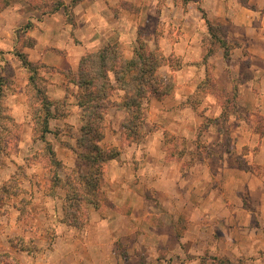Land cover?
I'll use <instances>...</instances> for the list:
<instances>
[{
    "label": "rangeland",
    "instance_id": "obj_1",
    "mask_svg": "<svg viewBox=\"0 0 264 264\" xmlns=\"http://www.w3.org/2000/svg\"><path fill=\"white\" fill-rule=\"evenodd\" d=\"M22 1L0 0V9L25 3L28 8L44 13L60 10L63 19L60 22L62 34L70 27L73 30L77 25L74 7L82 0L72 6L71 0L68 3L64 0ZM222 2L223 0L169 1L168 11L166 10L169 12L168 17L162 22L163 25L157 26V31L162 29V35H172L176 30L173 39L182 31L176 29L171 21L175 19L176 6L186 11L188 6L191 8L195 4L203 5L219 18L214 21L208 19L214 26V36L208 31L205 14L197 21L192 17L182 18L187 22L190 19L196 21L194 25L201 34V47L196 51L190 50L194 55L198 53L199 57L189 65L183 63L181 56L173 55L169 47L164 54L157 43L153 45V42L147 41V26H153L156 16L137 17L135 27H130L120 37L106 44L116 45L125 58L133 56L140 42H145L147 49L155 50L158 47L166 61L157 69V73L164 81L171 77L173 86L167 95L160 98L148 95L143 100L142 114L139 119L134 120L140 124L137 127L138 133L134 135V130L131 132L124 128L127 114L119 108L125 92L115 83L110 73V103L104 117L103 136L98 144L117 154L102 166L103 173L94 191L99 203L97 206L93 201L76 200V195L69 192L67 187V184L82 186L79 175L89 174L94 168L80 157L86 150L85 144L93 140L85 136L86 128L83 129V126L87 127L85 124L91 117L92 107L83 98L84 91L76 83L69 81L71 79L65 73H74L78 66L74 70H63L47 65L42 67L44 63L40 60H30L25 47H33L36 43V37L30 33L35 21L25 19L26 15L17 19L23 22L13 24L15 41L12 47L0 49V85L3 94L0 98V108L3 110L0 112L13 119L7 110V106L13 102L7 103L6 99L10 93L20 92L22 98L20 96L18 101L24 98L25 122L16 123L15 126L14 119L0 122V222L7 221L9 240V248L0 250V264H102L93 254L95 251L99 255L104 254L106 263L103 264H116V260H120L119 264L145 262L144 256L130 258L128 255L127 246H131L136 240L135 235L129 233L125 239L117 236L113 241L110 239L117 232H113L110 220L121 216L118 211L122 210L127 214L131 211L129 202L136 197L134 195L137 192L134 189L126 194L122 193L125 191L112 192L110 185L114 180L107 176L106 170L108 165L117 161L122 150L103 144L101 140H123L130 143L129 147L134 146L136 153L133 161L134 167L138 169V180L143 179L147 173L144 167L150 164L149 159L143 158L144 140H161L154 152L165 154L169 161L181 163V168L194 162L199 164V168H209L200 173V191L191 186L190 189L184 187L166 193L164 191L171 188L166 179L160 178L158 188L145 194L149 195L154 204L152 214L147 216L150 222L156 226L167 224L163 234L175 232L180 237L179 243H160L157 249L149 252V264H264V157H261L264 149V101L261 107L257 105L256 99V93L264 96V64L259 59L260 54L264 55V0H236L246 10V20L251 21V25L242 34L239 32L242 31L241 28L235 30L231 26L233 39L228 36L227 26L221 23L226 21L225 18L217 14L223 7ZM122 5L136 13L140 10V7L134 8L128 0L123 1ZM113 17L115 24H122L116 11ZM38 18L41 20L42 17ZM123 20L127 26L128 21ZM95 23H100V20L95 19ZM257 26L262 28L257 31ZM134 29L135 41L131 38ZM237 33L240 35L237 36ZM159 34L157 32L155 35V42H158ZM166 45H169L168 41ZM237 45H241L242 56H246L241 61L234 57L235 52H238L235 49ZM62 46L63 43L57 41L53 49L63 53ZM19 53L26 54L29 61L39 66L36 84L44 88L47 96L55 102L51 108L55 117L49 119L50 132L45 134V140L50 143L56 162L50 161L44 140L38 138L34 130L33 112L41 105L37 92L28 83L30 72L23 65ZM221 62L223 66L227 63L230 67L218 70ZM193 63L198 69L191 66ZM252 63L253 67L250 68ZM255 66L261 69L256 71ZM177 73L182 76L181 82L186 78L187 83L196 84L194 92L187 99L192 110L184 111L180 118L175 111L159 112L157 118L150 121L145 111L149 105L147 102L150 98L164 99L172 96L179 81ZM51 78L54 80L51 81ZM57 88L62 91L57 92ZM208 108L210 111L207 113ZM188 117V131H179L176 124ZM210 125H215L221 136L217 135L216 130L211 131ZM183 157L184 161L181 160ZM124 162L120 160L118 163ZM157 164L160 162H151V165ZM193 179L196 180L190 173L182 176V180L188 183ZM2 186L7 187L6 192H3ZM121 188L123 190L125 187ZM135 189L138 191L137 187ZM92 193L84 195V198H95ZM119 198L120 201L116 202L120 210L115 211L111 207L114 205H111V200ZM166 201L184 205L178 208L167 207ZM193 201L198 202L192 203ZM207 202L213 203V208H208ZM258 203L260 207L257 206ZM144 208L145 205L141 206L139 211ZM169 216H176L174 221H170V225L169 221L163 220ZM139 227V231L147 228L145 224ZM256 227H261L263 232ZM151 231L154 244L159 240L156 239L155 232L160 230ZM145 233L150 235L148 228ZM175 248L180 251L176 252ZM55 249L63 251L52 256L51 252ZM208 249L213 253L208 254ZM169 251H173L177 257H167Z\"/></svg>",
    "mask_w": 264,
    "mask_h": 264
},
{
    "label": "crops",
    "instance_id": "obj_2",
    "mask_svg": "<svg viewBox=\"0 0 264 264\" xmlns=\"http://www.w3.org/2000/svg\"><path fill=\"white\" fill-rule=\"evenodd\" d=\"M27 0H23L25 2ZM65 3H68L70 0H64ZM126 0H82L77 3L74 7V11L77 14V25L72 30V28H68L65 31V34L60 32V22L62 19V13L60 10L55 11L54 13H44L38 9H30L25 6V3L15 4L14 6H7L4 9H0V49H10L14 43L13 37V24H20L23 20L18 21L17 19H22L24 15H26L25 19H32L35 21V25H33V29L30 32L34 37H36V43L33 47H25V52L28 54L30 60H40L47 66H53L60 69H76L78 66V62L80 57L88 51L97 50L109 42H112L113 39L120 37L123 33H125L130 27H135V20L137 17L143 16L145 17H153L156 16L157 19L155 20L153 26L148 27L147 30L149 34L147 35V41L149 43L153 42V45H158L161 51L166 54V48L169 47V51L173 55L181 56L183 58V63L189 65L191 61L194 59H198L199 54L194 53L190 50L196 51L198 50L201 45V34L197 29V26L194 24L198 20V18H203L205 14V18L208 20L214 21L219 20L218 17H215V12H210L207 8L203 5L195 4L186 11H183L182 8L180 9L178 6L175 7V19L171 20L173 25L176 26V29H182L179 35L173 39V35H175L176 30L172 35H162V29L157 31V26L162 24V22L168 17V5L170 0H128L133 5L134 8L140 7L138 13L134 12L133 10L127 9L122 5V2ZM223 7L219 9L217 14L221 17L225 18V22H221L227 26L229 30V38L233 39L232 31H230L231 26L235 27V30L241 28V32H245L247 28L251 25V21H247V12L243 9V6L239 5L236 0H223ZM167 4V5H166ZM225 4V5H224ZM178 7V8H177ZM114 11H116L118 17L121 19V22L115 24ZM172 15V13L170 12ZM36 16V18H32L31 16ZM38 17H42L41 20ZM185 17H192L195 18L196 21H192L190 19L188 22L183 21L182 18ZM99 19L100 23H95V19ZM128 21V25L124 24V20ZM16 20V22H15ZM119 25V26H117ZM121 25V26H120ZM163 25V24H162ZM173 28V26H172ZM262 26H257V31L260 30ZM159 32V40L155 42V35ZM136 30L134 29L133 34L131 36L132 40L135 41ZM237 36L240 33L236 34ZM77 38V41H75ZM152 38V39H151ZM57 41L62 42V50L63 53L57 52L53 49L56 47ZM169 42V45H166V42ZM235 49L238 52H235L234 57H238L240 61L245 59L246 56H242V47L241 45H237ZM132 53V51L130 52ZM194 55V56H193ZM238 55V56H237ZM193 56V57H191ZM262 57V58H260ZM258 58V57H257ZM190 59V60H189ZM260 63L264 64V55L260 54L259 56ZM191 66L195 69H198L195 63L191 64ZM230 67L226 64L222 65V62L218 65L217 69H227ZM253 67L252 66L250 68ZM256 71L260 70L258 66H255ZM20 70V69H19ZM18 71V70H17ZM20 72V71H18ZM180 72V71H179ZM178 72V73H179ZM177 73V77L179 79L178 85L175 87L174 94L170 97H166L164 99H157V98H150L149 104L147 109H145L147 115L149 116V120L153 119L154 117L157 118V113H168L171 110V113L175 111L176 114L182 116L183 112L186 110H192L191 103L187 100L189 94H192L195 90L196 84L192 85L191 83H187L186 78L185 81L180 80L181 75ZM57 80V78H55ZM54 79L51 78V81ZM58 81V80H57ZM186 82V84H184ZM59 87V86H58ZM57 92L62 91L60 88L56 89ZM52 91V90H51ZM49 91V93H52ZM22 98V93L15 92L10 93L7 96V103L8 101L13 102V104H9L7 106V110L10 111L12 114L13 119L17 123L25 122V117L23 115L24 111V98L21 102L18 101L19 98ZM257 105L263 106L264 96L261 93H256ZM215 102V100H214ZM214 104V103H213ZM213 106V105H212ZM210 106V107H212ZM176 108V109H175ZM208 111L210 109L208 108ZM212 115V113H209ZM190 117L184 118L182 121H179L176 124V128L182 130L183 132L188 131V127L186 128L187 123H189ZM243 121V119H240ZM226 122V121H224ZM183 126H180L182 125ZM194 127L195 124H194ZM209 129L216 130L217 135L221 136L220 131L216 128L215 125H210ZM179 130V131H180ZM103 144H108L109 146H115L117 149L122 150L119 157L116 159L113 164L108 165L107 167V176L112 177L114 183L110 185L113 188L112 192H122L123 194L133 192H137L139 196L137 197V193L134 195L136 196L134 199L131 198L129 202V206H131V211L127 214L126 212L118 211L119 205L117 204L116 200L119 202V199L111 200V207L118 211L119 217L113 218L110 220L113 232H116V235L112 234V238L110 237L111 241L117 238L125 239L126 235L133 234L136 236V240L132 243L131 246H127L128 255L130 258L132 257H142L145 259L143 264L148 263V253L152 252L153 249H157L160 243H168V245L173 244V242H180V237L176 235L175 232L172 234L166 233L163 234V230L166 228L167 224H161L159 226L153 225L150 220L147 218L148 215L152 214L153 208L152 201L149 199V195H145L146 193H152L155 189L158 188L159 180L166 179L167 185L171 188H167L166 193H170L174 190H181L184 187L190 189L191 186H195V188L201 187L199 184L200 173L202 171L209 170L208 167L206 168H199L198 163H192L191 165L181 168V163H177V161L172 162L169 161L165 154L157 153L155 151V147L158 143H161V140H144L143 142V158H147L150 161L148 166L144 168L147 169V173L145 176L140 178L139 180L136 177V173H138V169L134 167V155L136 152L134 146L129 147L130 143L123 140H101ZM125 142H127V146H125ZM126 147V149H125ZM154 147V148H153ZM56 150V148H55ZM264 149L262 151L261 157H264ZM153 153V154H152ZM186 156V155H185ZM185 157L181 158L184 161ZM65 160V159H64ZM120 160L125 161L123 164H119ZM179 160V159H178ZM160 162L158 165H151V162ZM74 164H72L73 166ZM110 166V167H109ZM163 170V171H162ZM190 173L193 178L195 176L196 180H191L190 183L182 180L183 174ZM209 173V172H208ZM211 174V171H210ZM134 180H131V179ZM135 182V184H134ZM185 185H190L185 186ZM121 186L125 187L123 190ZM138 188L136 191L135 188ZM200 191V188L197 189ZM127 191V192H126ZM141 194V195H140ZM139 198V199H138ZM150 202V204H148ZM198 201H193L195 203ZM155 203V201H154ZM190 204V203H187ZM207 207L210 208L213 206V203L207 202ZM145 205L143 211H139L141 206ZM163 205V204H162ZM165 205L167 207H174L178 208L180 205H184V203L180 202H171L166 201ZM258 207L261 205L258 203ZM213 208V207H212ZM152 209V210H151ZM176 211V210H175ZM176 216H169V218H164V221H169V225L172 224L170 221H174ZM145 224L148 228L150 235L146 234V229L143 228V231H139V225ZM7 221L0 222V250L8 249L9 247V240L7 236ZM11 227V226H10ZM9 227V228H10ZM160 230L159 232H155L156 239H159L156 243H152L153 236L151 230ZM256 229L263 232L261 227H256ZM171 247V246H170ZM63 250L55 249L51 252L52 256L59 254ZM176 252H179L180 249L175 248ZM213 253L208 249V254ZM97 261H101V263H106L104 254H97V251L93 253ZM167 257L176 256L173 254V251L167 252ZM177 257V256H176ZM117 263H120V260H116ZM149 264V263H148Z\"/></svg>",
    "mask_w": 264,
    "mask_h": 264
},
{
    "label": "trees",
    "instance_id": "obj_3",
    "mask_svg": "<svg viewBox=\"0 0 264 264\" xmlns=\"http://www.w3.org/2000/svg\"><path fill=\"white\" fill-rule=\"evenodd\" d=\"M77 2L78 0H71L70 6L75 5ZM64 7L66 8L67 6ZM205 21L209 33L214 36V26L207 19ZM18 55L23 65L30 72L28 83L33 86L40 100V108L36 112H33L34 130L37 137L44 140L45 151L50 161L56 162L54 151L50 143L45 140V134L50 132L49 119L55 117L51 112V108L55 102L47 96L44 88L36 84L39 66L29 61L26 54L19 53ZM165 61L166 58L158 47L155 50L147 49L145 42L138 43L133 56L130 58L123 57L116 45L108 44L97 51L83 55L74 73L71 71L65 72L67 77L69 76V79H71L69 81H73L84 91L82 96L86 99L88 105L92 107L91 117L86 120L87 124L85 125L87 127L83 126V129L85 130L86 128L84 132L85 136L91 137L93 140H89L87 142L88 145L85 144L86 147L84 148L86 150L81 153L80 157L85 159L94 168H92L93 170L89 174L79 175L82 186L81 184H77V186L67 184L69 192L76 195V200L80 202L93 201L96 203V206L99 205L94 191L103 173L102 166L107 160L115 157L117 154L111 149H104L98 144V141L103 136L104 117L110 103L109 91L112 88L110 73H112L115 83L125 92V97L119 102L121 104L119 108L127 114L124 128L131 132L134 130L133 133L136 135L138 133L137 127L140 124L139 122L137 124L134 120L139 119L140 114H142L143 100L148 95H155L160 98L172 90L173 82L171 77L164 81L157 73V69ZM44 65L42 64L41 66L43 67ZM1 92L0 85V98L3 95ZM2 110L0 108V111ZM1 113L3 112H0V122L5 119H12L10 116ZM13 123L15 126L17 122L14 121ZM2 190L6 192L7 187L2 186ZM88 192H93L92 194H94L95 198L93 196L84 198V195L89 194Z\"/></svg>",
    "mask_w": 264,
    "mask_h": 264
}]
</instances>
